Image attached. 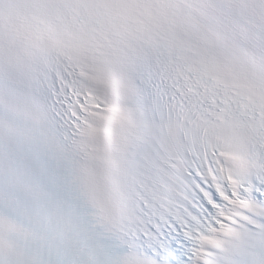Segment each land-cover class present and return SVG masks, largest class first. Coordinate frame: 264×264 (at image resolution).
I'll return each mask as SVG.
<instances>
[{"label":"snow or ice","instance_id":"snow-or-ice-1","mask_svg":"<svg viewBox=\"0 0 264 264\" xmlns=\"http://www.w3.org/2000/svg\"><path fill=\"white\" fill-rule=\"evenodd\" d=\"M125 7L134 20L109 15ZM199 7L0 0V264H264V133L251 131L264 108L224 87L216 65L239 61L189 20ZM65 22L96 35L131 89L136 127L104 159L82 134L91 87L76 63L24 56L29 25ZM245 69L264 92V66ZM231 121L250 130L244 168L201 139Z\"/></svg>","mask_w":264,"mask_h":264}]
</instances>
